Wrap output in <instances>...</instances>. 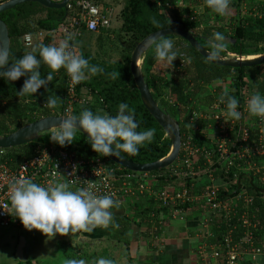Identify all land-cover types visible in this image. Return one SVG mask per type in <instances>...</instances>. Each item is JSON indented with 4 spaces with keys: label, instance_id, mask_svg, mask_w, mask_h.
Listing matches in <instances>:
<instances>
[{
    "label": "trees",
    "instance_id": "16d2710c",
    "mask_svg": "<svg viewBox=\"0 0 264 264\" xmlns=\"http://www.w3.org/2000/svg\"><path fill=\"white\" fill-rule=\"evenodd\" d=\"M92 1L100 8H103V6L99 4L103 3L100 0ZM157 1L158 0H124V5L119 12V18L121 20L119 29L129 35L131 44L130 48L124 51L119 62L109 64L97 60L89 52H80V55L87 59L90 65L103 69L102 72L94 76L86 74V79L80 82L79 88L85 86L89 90L92 96L91 103L95 100H99L101 110L103 113L109 115L116 114L120 103H127L130 108L135 109V119L139 124L137 131H145L148 129L155 130L151 142L146 141L143 145L139 146V151L136 155L130 156L123 152L120 153L128 160L139 164L150 163L165 157L170 151L171 141L165 134V131L145 109L140 100L139 92L129 69L130 55L133 48L140 40L151 32L159 29L181 27L196 35L198 42L206 50L211 51L209 40L212 37V34L214 32H220L225 35L227 28L230 27L229 24H223L227 20L226 18L216 14L209 8L206 9V14L208 17H215V21L221 25L220 27L207 25L201 27L198 21L190 20L188 18L189 11L187 9L173 8L171 10H162L160 6H157ZM175 1L176 0H171L170 2L173 3ZM244 1L247 3L246 13L242 14L237 10L235 16L231 18L234 24L231 28L233 35L228 41L227 50L236 54L249 56L250 54L264 52V15L261 17H253L249 14L252 6L255 4H258L259 10L264 12V0ZM66 14V8H46L37 2H24L1 12L0 19L7 26L10 41L8 56L9 64L13 63L16 59L21 58L26 53L22 42V36L25 33H31L33 35L36 34L37 31H42L44 34L39 44L58 45L59 42L63 41V38L56 32V29L59 23L64 20ZM153 18L156 20V24L152 23ZM55 36L59 37V41L56 42L54 39ZM166 37L177 38L183 41L185 44L184 48L186 47L185 50L189 53H193L194 57L198 59V61H195V67H187V69H185V63L181 61L182 55L179 54L175 62L172 63V67H167L168 69L166 68V70L170 72L169 80L166 79L156 66L157 60L154 57L153 44L142 56L141 72L144 81L148 85L158 106L165 110L170 117L179 124L180 136H182V130H184L186 126L185 123H189L191 112L193 110L200 112L209 110L212 103L220 99V96L225 89L228 90L229 95L235 97L236 92L241 88L248 86L247 82L249 79L257 80L260 86L264 87V74L260 73L264 63L249 67L236 68L217 66L205 60L193 48H191L185 40L173 35L165 36L160 39ZM246 40L255 43L260 42L262 48H257L256 46L252 47L249 44H245ZM39 71L41 73V78H45L47 74L51 73L53 79L45 86L38 89L33 96H27L32 101L31 106L33 107V110L37 111L38 109H41L40 115L31 116L27 119L24 118L27 113L31 111V108L28 105L26 97L18 94L27 76L20 77L15 81L0 79V135L9 134L19 127L40 117L60 114L64 103L65 69L61 68L60 70L53 72L42 63ZM227 80H230V83H227L229 82ZM255 86L251 90V94L258 91L257 86L256 88ZM230 88L233 91H230ZM165 94H169L170 97ZM165 96L172 101L165 98ZM49 98H56V108L52 109L47 107L46 102ZM89 110L93 111V113L96 112L93 107ZM78 115L79 114L74 116ZM12 123H14V127L9 129L8 126ZM202 124H206V122L198 119L195 124L192 123L190 126V132L196 141L201 137V128L198 126H201ZM50 135L51 132H45L34 142L3 150V159H6V161L13 166L23 162L33 154L37 147L52 143L49 139ZM55 145L64 150L73 151L78 156H101L100 153H96L91 149L90 144L87 142V138L78 131L71 144H66L64 147H61L58 144ZM169 167L157 169L149 173L163 174L164 172H167L166 170H168ZM124 170L128 171L125 168ZM212 176L215 179L223 178L227 180L231 178L230 172L220 169L214 170ZM159 180L161 186L165 185L166 182L168 184L169 182L170 184L180 183L175 177L169 178L166 173L164 176L159 177ZM250 180L251 181H249L248 178H238L233 181L230 186L221 190V196H233L241 188L252 189L253 186H256V182H254L253 178ZM183 183L188 188L189 193H194L193 189L190 187L193 183L191 178L185 179ZM262 187L263 186L259 189V192L261 193L264 192ZM137 195L139 194L134 195V198L138 197ZM129 204L130 206L128 207L127 216L124 215V217L115 218L114 221H119L121 226L126 225L128 222H134L137 226L145 228L144 234H142L143 236L148 238L157 237L160 232L161 224L159 216L168 212L169 209L160 208L154 204H150L149 199L148 203L145 204L146 206L140 203H135V201H129ZM187 206H189V204H184L179 207L185 208ZM256 214V221L262 228L261 234L264 235V217L260 211ZM235 219L236 216L230 217L229 221L231 225L235 224ZM211 224L213 236L210 241H219L224 232L225 223L217 220ZM109 227H111V225ZM231 234L233 237H238L242 234V230H234ZM118 242H120V239ZM119 244L121 247L125 248L128 246V242L125 241L120 242ZM106 252L107 250L101 254L102 256L99 258H105L107 256L106 259L113 261V264L114 262H117L115 261V258H112ZM125 254L121 253L118 259L122 261ZM241 264H250L249 258H246Z\"/></svg>",
    "mask_w": 264,
    "mask_h": 264
},
{
    "label": "built area",
    "instance_id": "2783aa9c",
    "mask_svg": "<svg viewBox=\"0 0 264 264\" xmlns=\"http://www.w3.org/2000/svg\"><path fill=\"white\" fill-rule=\"evenodd\" d=\"M170 1L158 0L157 6L162 10L185 8L189 11L190 20L198 21L199 24L205 22L202 21L208 8L205 0ZM65 8L67 14L56 32L63 40L69 35L73 37L69 44L76 54H80L77 40L83 32L108 29L114 15L111 8H100L92 0H68ZM229 8L232 17L237 10L245 14L247 3L244 0H231ZM249 14L261 17L264 12L255 4ZM25 34H30L32 38L31 33ZM25 34L22 40L26 46ZM37 34L43 36L42 31H37ZM220 55L225 58L242 56L228 50ZM183 57H187L185 53ZM181 61L184 62V58ZM227 81L230 83V80ZM79 85H73L65 71L64 103L59 115L71 117L80 100L88 103L87 98L80 97ZM250 96L251 89L246 86L236 92L237 111L241 113L239 120L225 114L226 106L219 102L220 99L205 112L193 110L189 123H185L186 129L182 130L178 157L163 174L126 171L107 157L78 156L53 142L37 147L28 159L15 166L3 159V150H0V227L19 226L21 223L18 218L7 213L10 208V178H29L40 185L52 181L64 182L72 190L91 186L97 195H111L118 202L132 195H144L150 204L172 212L184 204L198 205L204 210L203 223L217 220L225 223L221 239L213 242L210 250L204 253L202 264H239L246 258L251 263L256 256H264V235L256 221L257 212L260 211L264 217V192H259L261 186L264 190V118L252 116L247 111L246 103ZM198 119L206 122L211 134L204 140L199 138V142L194 140L190 132V126ZM216 169L230 172L231 178L215 179L212 174ZM165 173L180 183L166 182L161 186L159 177ZM187 178L193 180L190 187L194 193H189L183 183ZM238 178H248L249 181L253 178L257 187L253 186V190L241 188L233 196H221V190ZM231 216H236L234 225L230 224ZM239 229L242 234L233 237L232 231ZM83 232L78 231L80 234Z\"/></svg>",
    "mask_w": 264,
    "mask_h": 264
},
{
    "label": "clouds",
    "instance_id": "9594fccd",
    "mask_svg": "<svg viewBox=\"0 0 264 264\" xmlns=\"http://www.w3.org/2000/svg\"><path fill=\"white\" fill-rule=\"evenodd\" d=\"M231 0H205L206 6L220 16H224ZM153 24L156 20L153 18ZM26 46L31 51L9 64L8 50L0 48V79L15 81L27 76L18 92L21 96H33L42 86L52 81L51 73L41 78L39 71L43 63L53 72L65 69L73 85L89 76L97 75L103 69L90 65L82 55L76 54L69 41L71 35L58 45L43 43L32 46L30 34H25ZM226 37L220 32H214L209 40L210 52L207 61L215 62L220 54L226 52ZM154 57L163 62L166 67H172V62L179 56L171 39L163 38L153 41ZM38 54V55H37ZM38 56V58H37ZM219 102L226 106L225 114L239 120L241 113L237 111L238 101L229 95L225 89ZM47 107L56 108V98H49ZM250 115L264 118V95L259 91L253 93L246 103ZM139 124L135 119V109L127 103H120L115 115L83 109L78 116L61 118L54 124L49 137L50 141L64 147L71 144L77 131L87 134V142L91 149L101 156H119L121 152L136 155L139 146L146 141L151 142L155 130L137 131ZM10 208L7 211L19 219L26 230H39L47 238L55 235H68L78 231L91 232L95 228L107 229L110 225L118 228L113 221L112 209L118 208V201L111 195H97L89 186L72 190L68 183L52 181L47 185L34 183L29 178L12 177L8 182ZM65 264H85L84 260L68 259ZM94 264H113V261L99 258Z\"/></svg>",
    "mask_w": 264,
    "mask_h": 264
},
{
    "label": "crops",
    "instance_id": "0c3cea01",
    "mask_svg": "<svg viewBox=\"0 0 264 264\" xmlns=\"http://www.w3.org/2000/svg\"><path fill=\"white\" fill-rule=\"evenodd\" d=\"M215 20V17H208L200 26L220 27L221 25L216 23ZM230 23L233 24V21ZM37 38V33L32 35V46L37 45L35 42ZM54 39L58 41L59 37L55 36ZM263 69L260 70L262 74H264ZM167 79L169 80V76ZM255 85L257 86V90L264 95V87L260 86L257 80H255L252 87H246L252 90ZM82 89L83 94L87 95L88 101L92 99L89 90L85 86L80 88L81 92ZM206 136L207 138L211 137V134L209 129L204 127L201 129L200 138L204 140ZM137 196L134 198V195H132L120 200L118 208L110 210L113 212V221L115 218L127 216L128 207L130 206L129 201H135V203L142 205L148 203L147 196ZM203 213L204 210L194 204L185 208L181 207L174 212L169 210L159 216L161 224L158 236L149 238L142 235L145 228L137 226L134 222H128L126 225L121 226L119 221H114L119 225L118 228L112 226L107 229L98 227L99 229H95L94 233H100L101 236L92 238L91 235H88L87 240L93 243H88L87 245L94 246L96 244L102 246V248L107 250L106 253L114 258L111 254L112 249L117 248L120 242H128L127 248L123 247L124 251L120 252L118 256L119 258L121 253L125 254L126 251V259L122 258L124 260L120 261L118 258H115L117 262H114V264H202L204 253L210 250L213 244L210 241L213 236V230H211L212 224L211 222L203 223ZM21 229L20 226L14 225L6 228L0 227V239L2 240L0 242V264H40L36 257L32 255L33 251H30L31 244L27 248H24L26 251L23 250L22 258L15 255L17 237ZM3 235L7 236V241L2 239ZM104 235H107L106 239ZM119 239L120 242H118ZM80 243L85 244L82 241ZM250 264H264V256H256Z\"/></svg>",
    "mask_w": 264,
    "mask_h": 264
},
{
    "label": "water",
    "instance_id": "95a60500",
    "mask_svg": "<svg viewBox=\"0 0 264 264\" xmlns=\"http://www.w3.org/2000/svg\"><path fill=\"white\" fill-rule=\"evenodd\" d=\"M24 2H37L46 8L64 9L68 0H5L0 1V13ZM169 35H173L185 40L189 44V46L193 48L205 60H207V53L210 52L198 42L196 35L181 27H172L156 30L154 32L149 33L135 45L130 55V73L133 77L135 86L139 92L140 100L143 106L153 117V119L157 122V124L165 131V134L171 141V148L169 153L165 157L145 164H139L128 160L121 154L117 157L105 156L110 159L113 163L129 171L151 172L157 169L169 167L175 162L179 154L181 142L179 124L173 118H171L165 110L161 109L158 106L157 102L154 100L148 85L144 81L141 72L142 60L140 62V59H142L143 54L154 44L153 41L159 40L160 38ZM9 44L10 41L7 26L0 19V48H6L9 53ZM210 63L215 64L217 66H225L232 68L249 67L252 65H259L264 63V53L256 55L254 56V58L250 59H243L242 57L225 58L224 56L220 55L219 60ZM61 118L68 117L62 115L43 116L19 127L18 129L9 134L0 135V150L18 147L36 141L43 133L53 130L54 124H58ZM80 133L87 138L86 133H83L82 131ZM23 233L24 232L21 231L19 241L15 250V255L19 258H22L23 255ZM78 239L84 243H93L92 241L87 240L85 238Z\"/></svg>",
    "mask_w": 264,
    "mask_h": 264
},
{
    "label": "rangeland",
    "instance_id": "374dc122",
    "mask_svg": "<svg viewBox=\"0 0 264 264\" xmlns=\"http://www.w3.org/2000/svg\"><path fill=\"white\" fill-rule=\"evenodd\" d=\"M100 1L103 3H99V4H101L105 8H111L112 11L114 12L110 27L106 30H102V31L100 30L98 32H93V33L83 32L82 36L77 40V46L79 48V52H82V51L83 52H89L97 60L104 61V62L109 63V64H113V63L119 62L121 60V57H122L124 51L128 50L130 48V44H131L129 35L124 33L121 29H119V24L121 23V20L119 18L120 17L119 12L124 5V0H100ZM231 13H232V10L230 8H228L226 14L224 15V18H226L228 21L226 20L223 24L224 25L225 24L230 25V27H228L226 32H225V37L227 38L225 41L226 48H228V41L231 39V37L233 35L231 28H232V26H234V24L232 25L229 23V22H232ZM206 18H208V15L204 14L202 16V20L205 21ZM42 37L38 36L37 40L35 41L36 44H39V42H41ZM166 38L173 40L174 48L178 51L179 54L182 55L181 59L184 58V63H185L184 65L186 67L185 69H187V67L188 68L195 67V61L196 60L198 61V59H196V57H194L193 53H189L185 50L186 47L184 48L185 44L183 43V41L180 39H177V38H172V37H166ZM58 41H59V39H58ZM22 42H23V40H22ZM56 42H57V40H56ZM245 44H249L252 47L256 46L257 48H262L261 47L262 44L260 42L255 43L253 41H249V40L247 41L246 40ZM23 47H24L26 53L29 52L28 50H31V47H28L25 45ZM184 53L187 54L186 55L187 57H183ZM262 53H264V52H260L258 54L250 55V57H248V58H252L251 56L254 57L255 55H259ZM237 55H240V54H237ZM238 57L246 58L247 56L242 55V56H238ZM141 60L142 59H140V62H141ZM175 60L176 59H174L173 62H175ZM156 66L166 79L168 76H170V72H168L166 70L167 67L163 64V62L157 61ZM262 68H264V65ZM254 83H255V80H253V79L252 80L249 79L247 82L249 87H252L254 85ZM79 91H80V88H79ZM86 91H84V92H86ZM79 94H80L81 98L87 97V95L83 94V89H82V92L81 91L79 92ZM165 95H167V94H165ZM167 96L170 97L169 94ZM25 97L28 100V105L31 108V111L27 113V115L25 116L24 119H27L31 116L40 115L41 109L40 110L38 109L37 111L33 110L32 109L33 107L31 106L32 101L27 96H25ZM168 97L165 96V98H168ZM91 100L92 99H90L88 101V103H86V104L82 103V101L80 100V102L75 106L73 116L79 114L83 109H90L91 107H93L94 110H96V112L99 111V112L103 113V111L100 108L101 107L100 101L95 100V101H93V103H91L92 102ZM168 100L172 101L169 98H168ZM13 127H14V123L9 124V126H8L9 129H12ZM198 127L201 129L204 127L206 128V124H202L201 126L199 125ZM51 132H52V130H51ZM174 186H177V185H174ZM95 229H99V228L97 227ZM95 229L93 231H91V234H90V232H83L81 235H85V236L91 235L92 238L98 237V236L100 237L101 236L100 233H94ZM37 231H38V234L36 233ZM104 236H105L104 238L106 239L107 235H104ZM2 239L4 241H7V236L3 235ZM31 239H32L31 240L32 242L30 245L31 246L30 251H33L32 255L34 257H36V259L38 260V262L40 264H65V261L68 259H77V257L73 256L74 250H72L71 247L65 248L64 239H63L62 235L57 234L54 237H52L51 239H49L44 234H42L39 230L32 229ZM0 242H2L1 239H0ZM93 248L91 249V247L88 245L82 246V251H80V254H82V259L85 261V264L88 263L90 258L93 257V255L90 257H89V255L84 256L87 251L90 252L92 250L93 252H95L94 257H93L94 259L101 257L102 256L101 254H103L106 251L105 249H103L102 247H99L96 244L94 245ZM122 251H124L123 247H121V245L118 244L117 248H115L114 250L112 249L111 254L113 255L114 258H118L119 253ZM78 258H81V255H79ZM124 259H126V257H124ZM124 259H122V260H124Z\"/></svg>",
    "mask_w": 264,
    "mask_h": 264
},
{
    "label": "flooded vegetation",
    "instance_id": "af4514ba",
    "mask_svg": "<svg viewBox=\"0 0 264 264\" xmlns=\"http://www.w3.org/2000/svg\"><path fill=\"white\" fill-rule=\"evenodd\" d=\"M21 225V226H20ZM20 227L22 228L21 230H20V234H21V231H23L24 233H23V241L24 242H22L23 243V245H22V247H23V250L24 251H26L24 248H27L30 244H31V233H32V230L31 231H29V230H26L24 227H23V225L20 223ZM37 234H38V231L36 232ZM20 234L18 235V237H17V243H18V241H19V237H20ZM63 236V239H64V244H65V248H67V247H71V249L72 250H74V254H73V256L74 257H77V260H81L82 259V254H80V251H82V246L83 245H87L88 243H85V244H83V243H80V240L78 239V238H85V239H87V236H85V235H81L80 233H70V234H68V235H62ZM69 242H68V241ZM89 246V245H88ZM91 247V249L94 247V246H90ZM99 247H102V246H99ZM94 249V248H93ZM92 251V250H91ZM86 252L85 253V255L84 256H88L89 255V257L90 256H92L93 255V257H94V253L95 252ZM79 255H81V258H78L79 257ZM83 256V257H84ZM90 258V260H89V262L88 263H86V264H93L94 263V260H96V259H94V258ZM83 260V259H82Z\"/></svg>",
    "mask_w": 264,
    "mask_h": 264
},
{
    "label": "bare ground",
    "instance_id": "6f19581e",
    "mask_svg": "<svg viewBox=\"0 0 264 264\" xmlns=\"http://www.w3.org/2000/svg\"><path fill=\"white\" fill-rule=\"evenodd\" d=\"M248 57H250V56H247L246 58H243V59H250V58H248ZM252 58H254V57H252ZM21 226V225H20Z\"/></svg>",
    "mask_w": 264,
    "mask_h": 264
}]
</instances>
